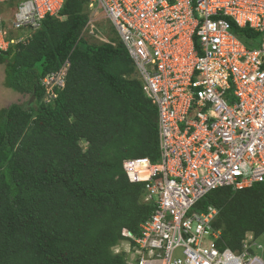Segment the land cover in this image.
I'll use <instances>...</instances> for the list:
<instances>
[{
  "label": "trees",
  "instance_id": "1",
  "mask_svg": "<svg viewBox=\"0 0 264 264\" xmlns=\"http://www.w3.org/2000/svg\"><path fill=\"white\" fill-rule=\"evenodd\" d=\"M96 16L88 0H65L26 43L0 53L4 86L34 96L0 109V264H127L114 250L152 214L123 164L158 158L157 109L121 42L87 41L101 37ZM233 31L249 49L261 39ZM65 66L51 96L42 80ZM208 207L219 249L264 235V183L211 191L195 210Z\"/></svg>",
  "mask_w": 264,
  "mask_h": 264
},
{
  "label": "built area",
  "instance_id": "2",
  "mask_svg": "<svg viewBox=\"0 0 264 264\" xmlns=\"http://www.w3.org/2000/svg\"><path fill=\"white\" fill-rule=\"evenodd\" d=\"M64 1L23 0L9 23L0 14V51L26 42ZM88 1L114 26L157 109L158 158L123 164L154 206L138 237L123 234L127 264H264L246 241L218 249L217 210H195L211 191L264 183V0ZM234 27L260 33L259 47ZM9 29L22 35L8 40ZM61 83V74L44 80Z\"/></svg>",
  "mask_w": 264,
  "mask_h": 264
},
{
  "label": "rangeland",
  "instance_id": "3",
  "mask_svg": "<svg viewBox=\"0 0 264 264\" xmlns=\"http://www.w3.org/2000/svg\"><path fill=\"white\" fill-rule=\"evenodd\" d=\"M22 1L23 0H12L11 2L7 4L0 5L1 14H6L10 12V17H14L15 11L17 10V5L18 3ZM103 17H104L103 13L101 11L96 16V24H98L96 25V29L100 28L101 37L99 39H95V36H93L94 38L86 37L87 41L91 44H94V43L101 44L102 42H113L114 39H115V42H117L118 40L114 30L111 27V24L107 20H105ZM259 45H260V39L258 43L254 45L253 48L257 49ZM4 82H5L4 66L0 65V109L8 107L9 105L13 103L26 104L27 102H29L30 98L28 96H22L16 93L15 91L6 88L4 86ZM245 241L248 243V245L255 242L252 238V235H248L247 238H245ZM257 243L262 245V249L257 250L256 255L259 256L264 261V235L260 237L259 240H257ZM176 256L178 257L179 253H176Z\"/></svg>",
  "mask_w": 264,
  "mask_h": 264
},
{
  "label": "clouds",
  "instance_id": "4",
  "mask_svg": "<svg viewBox=\"0 0 264 264\" xmlns=\"http://www.w3.org/2000/svg\"><path fill=\"white\" fill-rule=\"evenodd\" d=\"M100 12V11H99ZM98 12V13H99ZM98 13H97V15H98ZM0 14H1V12H0ZM2 16H3V18H5V19H8V23H9V19H10V12L9 13H6V14H1ZM58 15V14H57ZM56 15V16H57ZM52 17H55V16H52ZM104 18V17H103ZM105 19V18H104ZM45 20V19H44ZM43 20V21H44ZM106 20V19H105ZM42 21V22H43ZM108 21V20H107ZM96 22V21H95ZM109 22V21H108ZM110 23V22H109ZM42 24V23H41ZM111 24V27H112V29L114 30V32H115V34H116V36H117V38H118V40H117V42H121L120 41V39H119V37H118V34H117V32H116V30H115V28H114V26L112 25V23H110ZM6 25V24H5ZM91 34V33H90ZM21 36L22 34L21 33H15L12 29H9V36H8V40L9 39H12V38H14L15 36ZM29 40V39H28ZM27 40V41H28ZM26 41V42H27ZM26 42H21V43H18V44H24V43H26ZM108 43V42H107ZM122 43V42H121ZM123 44V43H122ZM15 45H17V44H11V45H9V47L7 48V50L6 51H0V53H5V52H7L12 46H15ZM124 46V45H123ZM125 47V46H124ZM126 49V48H125ZM126 51H127V49H126ZM127 53H128V51H127ZM128 55H129V53H128ZM129 57H130V55H129ZM131 58V57H130ZM131 60H132V58H131ZM133 61V60H132ZM133 63H134V61H133ZM134 66H135V71H136V73H135V76L137 77V79L141 82V84H142V87H143V83H142V80H141V77H140V75H139V71H138V68L136 67V65H135V63H134ZM65 69H66V66H65ZM64 69V70H65ZM63 70V71H64ZM63 71H61L60 72V74H61V81H62V83H61V85H57V86H63V80H62V75L63 74H65V71H64V73H63ZM48 77H45V79H43L42 80V84H43V86H45V88H46V90H47V93L48 94H50L51 93V91H52V87L51 86H46L45 84H44V80H46ZM55 86V85H54ZM143 92H144V89H143ZM144 95H145V93H144ZM146 96V95H145ZM29 101H30V99H29ZM34 101V100H33ZM32 103V102H31ZM30 102H29V104H31ZM248 235H252L251 233H249V234H247L246 235V238H247V236ZM252 238H253V240L255 241V242H253V243H251V244H255V246H252L253 248L251 249L252 251H253V253H254V255L256 256V257H258L261 261H263L259 256H257L256 255V252H257V250H260V249H262V245H260V244H258L257 243V240H259L260 238H258V239H255L254 237H253V235H252ZM244 241H245V239H244ZM243 241V242H244ZM242 242V243H243ZM121 244H123V245H121ZM120 244V246H118L114 251H115V253L116 254H120V253H124L126 256H127V263H128V261H129V259H130V256H131V250L128 248V244H129V242H124V243H121ZM257 246H260V248H257ZM123 248V249H122ZM218 248V247H217ZM219 249V248H218ZM224 249H229V248H224ZM224 249H222V250H224ZM116 250H118V251H116ZM129 250V251H128ZM221 250V249H220ZM232 251V250H231ZM239 251V250H238ZM233 252H235V251H233ZM237 252V251H236ZM263 263H264V261H263Z\"/></svg>",
  "mask_w": 264,
  "mask_h": 264
},
{
  "label": "water",
  "instance_id": "5",
  "mask_svg": "<svg viewBox=\"0 0 264 264\" xmlns=\"http://www.w3.org/2000/svg\"><path fill=\"white\" fill-rule=\"evenodd\" d=\"M33 100H34V96L32 95L29 102L31 103L33 102Z\"/></svg>",
  "mask_w": 264,
  "mask_h": 264
}]
</instances>
